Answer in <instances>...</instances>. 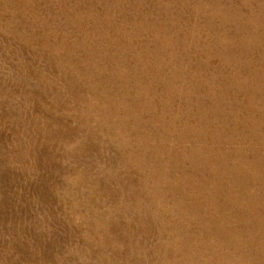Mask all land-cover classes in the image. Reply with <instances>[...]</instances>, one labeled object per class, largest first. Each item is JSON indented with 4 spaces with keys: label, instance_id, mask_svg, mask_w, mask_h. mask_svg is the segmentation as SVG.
<instances>
[{
    "label": "rangeland",
    "instance_id": "1",
    "mask_svg": "<svg viewBox=\"0 0 264 264\" xmlns=\"http://www.w3.org/2000/svg\"><path fill=\"white\" fill-rule=\"evenodd\" d=\"M0 264H264V0H0Z\"/></svg>",
    "mask_w": 264,
    "mask_h": 264
}]
</instances>
